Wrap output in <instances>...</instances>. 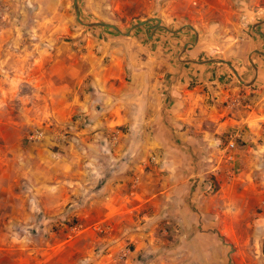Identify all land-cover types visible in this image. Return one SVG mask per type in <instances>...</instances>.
<instances>
[{
  "label": "crops",
  "instance_id": "obj_1",
  "mask_svg": "<svg viewBox=\"0 0 264 264\" xmlns=\"http://www.w3.org/2000/svg\"><path fill=\"white\" fill-rule=\"evenodd\" d=\"M40 1L52 13L42 36L57 38L62 22L70 20L65 9L71 2ZM179 1L184 4L181 8L166 2L159 9L162 26L173 23L181 30L188 18L196 16L190 0ZM85 2L91 7L95 3ZM225 22L231 20L222 22L223 29L228 27ZM102 28H90L99 30H92L82 46L56 48L51 63L41 58L39 79L24 78L28 84L46 86L47 91L55 89L58 101L66 107L65 116L80 112L93 119L89 128L79 131L78 143L60 149L62 154L38 153L58 174L52 192L48 185L39 189L56 204L42 207L57 213L69 201L81 228L73 241L84 248L61 242L36 247L27 236L16 237L8 264H227L226 248L238 253L251 246L257 247L264 262V181L254 178L256 166L249 145L264 127V56L256 62L253 74L242 77L252 84L242 86L234 82L227 66L181 63V50L169 38L166 42L161 38L164 29L146 33L145 26L121 36ZM197 31L196 42L191 29L176 35L183 43H175L194 44L186 48L182 59H214L204 50V33ZM147 34H152V43ZM241 53L236 49L232 54L239 60ZM227 56L222 58L230 60ZM241 91L248 98L246 105ZM211 123L216 125V134L241 131L247 141L245 149L235 145L221 153L213 143L214 133L210 136L202 127ZM123 124L131 132L104 153L97 131ZM133 134L143 136L142 142H129ZM197 141L203 161L212 160L209 151L217 152L212 164L204 163L218 182L215 193L204 194L196 179L204 174L192 170L187 146ZM152 155L156 164L144 168ZM64 165L71 166L68 183L72 189L64 185L68 174H59ZM12 213L16 221L29 216L25 208Z\"/></svg>",
  "mask_w": 264,
  "mask_h": 264
},
{
  "label": "rangeland",
  "instance_id": "obj_2",
  "mask_svg": "<svg viewBox=\"0 0 264 264\" xmlns=\"http://www.w3.org/2000/svg\"><path fill=\"white\" fill-rule=\"evenodd\" d=\"M94 1L91 7V4L89 6L85 0H77L80 20L85 23L114 24L123 32L137 22L158 17L159 9L161 10L166 2L180 8L184 5L179 0ZM70 2L65 9L69 11L70 20H64L59 29L57 28L61 31L57 38H47L46 36L49 35L42 36V34L49 24L47 18L49 15L52 16V13H48L45 6L43 8L40 0H0V264H8V258L12 256V248L17 244L14 240L16 237L27 236L36 247L46 243L52 245L61 242L62 245L84 248V244L73 241L79 235L81 228L72 215L73 208L69 201L57 213H50L42 207L56 204L54 199L47 198L39 192V189L44 185L49 186L48 192L56 188L58 174L56 169L52 170L44 163L45 161H41V155L38 153L43 154L49 151L54 156L62 154L60 149L78 143L79 131L89 128L93 119L89 113L80 112L70 117L65 116L66 107L58 101L55 89L49 88L47 91L46 86L43 87L41 84L38 86L24 82L25 77L32 82L40 78L41 67L37 64L41 58H48L46 62L51 63L56 48L82 46L92 30H99L90 29L78 23L73 3L71 0ZM177 2L180 3L177 4ZM189 2L196 16L188 18L189 21L183 26L190 25L196 32L199 29V32L204 33L206 38L203 42L204 50L208 52V56L226 60L222 57L228 54L230 60L226 61L234 67L241 80L246 73H252L254 68L251 62L256 66V62L264 54V40L256 33L260 32L264 36V23H256L264 20V0H190ZM202 4L205 5L202 6ZM92 10L93 13L88 12ZM226 18H229L231 23L225 22L228 27L223 29L222 22ZM254 23L256 24L253 28ZM150 24L149 22L145 25L148 30L151 29ZM145 26L139 27V30H144ZM164 26L172 30L179 28L177 24L168 22ZM184 29L190 28L182 27L176 33L163 30L160 35L165 42L169 38V42L173 41L172 44L181 50L182 45L175 42L183 43L182 39H176L179 37L176 35ZM101 30L118 34L111 28ZM147 41L152 43L153 39L147 38ZM225 48L227 52L223 53ZM46 49L49 50L50 55L43 54ZM236 49L242 51L239 60L232 54ZM26 51L31 53L26 55L27 59L24 54ZM26 62L31 65V70L30 67L29 69L25 67L28 65ZM219 64L226 67L224 64ZM227 69L234 82L244 86L230 68ZM240 94L244 95L243 105H246L248 99L245 96L246 93L241 91ZM240 101L242 102L241 99ZM202 127L208 129L211 136L216 125L211 123ZM234 130L223 134H213V143L221 149V153L225 147L227 148L230 139L234 140L236 146L245 149L247 141L242 139L241 131ZM98 131L97 141L102 144L104 153L111 152V148L115 147L126 133L131 132L129 126L125 124L112 128L110 131ZM235 134L237 137H234ZM142 137L133 134L129 137V142H142ZM254 139L255 141L248 143L251 147L250 155L253 156L256 166L254 178L264 181V127L262 131L254 134ZM199 142L197 141L195 146L190 142L187 146L190 149L188 153L192 156V170L199 172L201 176L202 173L204 174L203 178L196 177L200 181V185L198 184L200 190L204 194L215 193L218 190V182L208 171L207 164L214 162L217 152L209 151V159L212 160L203 161L201 156L204 152L202 153ZM220 156L218 153V158ZM224 156L229 162L231 161L227 153ZM155 161L156 157L152 155L147 161L145 160L143 167L148 169L150 165L156 164ZM140 164L144 163L140 162ZM62 169L63 172L59 173L61 176L63 173L68 174V176L65 175L64 180L66 190L72 189L68 183L69 176L72 175L71 166L64 165ZM24 208L29 216L26 220L16 221L15 214L12 212L14 209ZM226 249L229 252L227 264H264L260 261V255L255 246L241 248L238 253H234L230 247Z\"/></svg>",
  "mask_w": 264,
  "mask_h": 264
},
{
  "label": "water",
  "instance_id": "obj_3",
  "mask_svg": "<svg viewBox=\"0 0 264 264\" xmlns=\"http://www.w3.org/2000/svg\"><path fill=\"white\" fill-rule=\"evenodd\" d=\"M73 5H74V11H75V16H76V21L78 23H80L81 25L85 26V27H88V28H93V27H104V28H111L113 29L115 32H117L118 34L122 35V36H129L132 31L136 28H139V27H142V26H145L147 23L149 22H156V24H154L153 26H149V28H151L152 30H156V29H164L170 33H176L178 32L179 30H171L165 26H162L160 23V20L157 18V17H153V18H150V19H146V20H142L140 22H137L136 24L132 25L126 32H123L121 31L116 25L114 24H109V23H103V22H91V23H85V22H82L80 20V13H79V9H78V5H77V0H73ZM256 23L258 24H263L264 23V20L262 21H257ZM253 24V28L255 26V24ZM183 28L184 27H188L190 28L194 33H195V42L197 41V32L190 26V25H184L182 26ZM182 29V28H180ZM145 32L148 33V29H145ZM258 33L260 36H262L263 40H264V36L262 35V33L260 32H256ZM152 34H147V38L150 39L152 38V36H150ZM194 45L193 43H184L182 48H181V54L179 55V58L178 60L181 62V63H194V64H211V63H221V64H224L226 66H228L230 68V70L233 72V74L235 75V77L237 78V80L243 84L244 86H250L252 83L251 82H243L240 77L238 76L237 72L235 71L234 67L226 60H223V59H209V60H204V61H197V60H183L181 58V56L184 54V51L186 50V48L188 46H192ZM256 53H259V54H262L258 51H255ZM264 55V54H262ZM251 65L252 67L254 68V71H256V67L254 64H252L251 62Z\"/></svg>",
  "mask_w": 264,
  "mask_h": 264
},
{
  "label": "built area",
  "instance_id": "obj_4",
  "mask_svg": "<svg viewBox=\"0 0 264 264\" xmlns=\"http://www.w3.org/2000/svg\"><path fill=\"white\" fill-rule=\"evenodd\" d=\"M234 137H237V134H235ZM234 147H235V142H234V140L230 139L228 144H227V149L232 150Z\"/></svg>",
  "mask_w": 264,
  "mask_h": 264
}]
</instances>
